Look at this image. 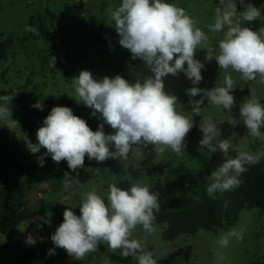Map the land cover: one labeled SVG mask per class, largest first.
<instances>
[{"label": "rangeland", "instance_id": "374dc122", "mask_svg": "<svg viewBox=\"0 0 264 264\" xmlns=\"http://www.w3.org/2000/svg\"><path fill=\"white\" fill-rule=\"evenodd\" d=\"M121 2L122 0H0V92L4 91L7 96L13 97L8 105L11 108V118L0 120V221L29 207L28 187L42 194L39 195V203L29 207L35 214L34 218L21 224L12 234L3 235L0 232V264H105L106 259L99 249L83 260L76 261L64 249L55 248L50 237L63 222V218H59L53 211L42 213L41 200L54 204L61 210L70 207L75 214L80 215V205L87 192L94 188L107 200L109 185H117L121 181H130L131 184L143 181L151 188L156 185V192L160 189L161 195L164 192L162 199H159L161 210L156 214L154 222L156 233L149 235L145 241L146 233L138 226L131 237L140 240L144 250L150 251L153 258H171L170 264H264V215L257 208L242 209L232 226L217 233L200 229L194 234H180L172 241L163 239V227H170L165 222L163 213L180 212L187 204L196 203L200 197L210 198L206 192V178L224 160L235 158V147H242L253 154L264 152V141L248 133L239 112L240 105L251 95L250 90L255 91L260 103L264 105V83H260L259 77L251 81L245 91L247 81L241 79L239 73L229 69L235 80L236 89L231 93L235 97V107L229 113L205 100L201 105V115L193 117L195 126L186 140L194 134L185 153L181 155L168 149L163 156H157L153 147L148 145L135 155L129 153L126 161L109 158L104 162H97L85 156L83 168L90 173V180L79 186L77 178L70 177L73 185L65 189L63 170L68 168L67 161L54 162L50 155H45L44 148L35 154L30 152L29 143H38L37 130L43 126V120L55 106L70 107L73 114L86 120L93 131L103 123L99 113L92 116V109L76 101L78 98L71 81L81 70L90 71L97 80L105 76L114 78L119 74L130 82L142 80L151 74L143 61L132 59L130 51L119 44L120 37L114 22L105 13L106 8L111 6L115 9ZM166 2L184 8L197 21V26L209 35L210 44L218 50V42L223 33H211L206 26L214 23L219 0ZM234 2L238 13L244 11V4L248 3L261 9L260 18L251 23L242 21V26L257 31L264 27V0H244V4H241V0ZM48 10L59 17L63 29L58 27ZM26 26L36 28L39 35L26 31ZM99 34L105 38L103 45L98 41ZM102 47L105 48L104 51L101 50ZM205 55L206 49H198L195 57L205 64L202 69L203 80L198 87L211 89L223 86L224 71L219 69L215 60H205ZM164 85L168 94L177 96L178 103L182 105H178V110L186 114L191 112L190 97L185 90L194 85L185 74H169L164 78ZM191 99L199 100L200 96ZM37 102L43 105V110L33 107ZM3 104L4 101L0 100V105ZM207 117H211L220 128L221 137L217 139L229 132L226 139H231L233 147L227 153H209L206 148H201L199 141L203 134L199 125ZM230 117L239 123L235 126L228 124ZM12 120L17 124H13ZM104 131L106 134L114 133L107 124L104 125ZM260 131L264 133V127ZM110 150L115 151V148ZM41 156H44L43 166L39 162ZM262 161L264 159L259 162ZM181 163L194 170L209 168V173L192 186L188 179L176 172ZM97 168L100 169L99 175L94 172ZM134 168L144 169L136 181L130 175V170ZM218 193L221 192L216 194ZM65 196L69 199L65 200ZM203 214L204 210L201 208L196 211L195 216L197 218ZM184 219L178 213L170 230L175 231ZM45 220L49 223H45ZM38 224L42 227H38ZM240 228L246 229L242 242L233 238L226 248L218 244L222 234ZM28 235L36 240L35 244H26ZM54 248L55 254L49 255V250ZM108 264L117 263L108 261Z\"/></svg>", "mask_w": 264, "mask_h": 264}, {"label": "clouds", "instance_id": "9594fccd", "mask_svg": "<svg viewBox=\"0 0 264 264\" xmlns=\"http://www.w3.org/2000/svg\"><path fill=\"white\" fill-rule=\"evenodd\" d=\"M105 13L114 22L119 44L130 51L132 59L143 61L151 74L130 82L119 74L97 80L90 71L81 70L71 81L78 98L76 101L92 109V116L99 113L103 123L93 131L86 120L73 114L70 107L55 106L37 130L38 143H29L31 153L44 148L45 155H50L56 163L67 161L72 171L84 167L85 156L97 162L109 158L126 161L129 153L135 155L148 145L157 156H163L168 149L181 155L187 147L186 137L195 126L193 117L201 115L205 100L229 113L235 107V97L231 94L236 89L235 80L229 69L239 73L245 81H255L259 77L260 83H264V27L257 31L242 26V21L251 23L262 15L261 9L251 3L244 4V11L238 13L234 0H219L214 23L206 26L211 33H223L218 50L184 8L166 0H122L115 9L106 8ZM25 30L39 35L36 28L26 26ZM198 49H206L205 60H215L224 71L223 86L198 87L205 67L195 58ZM54 61L55 57L52 58ZM180 72L194 85L185 90L191 104V112L187 114L178 110V105H182L177 96L168 94L164 85L166 76H176ZM250 92L240 105V117L248 133L264 141V133L260 131L264 127V105L254 90ZM196 96L200 99H191ZM12 98L0 97L4 101L0 105V120L11 118L8 105ZM33 107L43 110L40 102ZM227 123L235 126L239 122L230 117ZM105 124L114 130L113 134L105 133ZM199 127L203 134L199 144L209 153H227L233 147L231 139H217L221 137L220 128L211 117L201 120ZM112 147L115 151L110 150ZM234 150L235 158L224 160L206 178V192L212 199L217 192L239 187L242 183L239 177L248 170L246 165H255L264 159V152L253 154L239 146ZM43 161L44 156L39 157L40 166ZM94 172L99 175L100 169ZM63 183L65 189L72 187L73 179L68 173H65ZM160 210L158 192L151 191V186L143 181L133 183L128 190L110 184L107 202L93 188L82 200L80 215L70 207L65 208L63 222L50 239L55 248L64 249L76 261L97 251L100 243H106L112 252L119 249L122 256H132L138 264H157L152 253L144 250L142 242L131 237L138 226L146 233L145 241L149 235H154V222ZM45 223L49 221L45 220ZM245 231L244 228L232 229L221 235L218 244L226 248L233 238L242 242ZM25 242L33 245L36 240L28 235ZM55 248L48 254L54 255ZM105 264H108L107 260Z\"/></svg>", "mask_w": 264, "mask_h": 264}, {"label": "trees", "instance_id": "16d2710c", "mask_svg": "<svg viewBox=\"0 0 264 264\" xmlns=\"http://www.w3.org/2000/svg\"><path fill=\"white\" fill-rule=\"evenodd\" d=\"M47 12L57 23L58 27L60 29H63L59 17L49 10ZM98 41L101 45L105 43V38L103 37V35H98ZM104 49L105 48L103 47L101 48L102 51H104ZM250 83L251 81H247L245 91L248 90V86ZM3 96H7V94L6 92L1 91L0 97ZM193 134L189 138H187V146L190 143ZM229 135V132H226L225 136L222 139H226V137H228ZM246 167L248 170L239 177V179L242 181L239 187L233 190L215 194V199L200 197L198 201H196V203L187 204L185 209L180 212H164V220L170 227L175 224L178 213H181V215H183L185 219L181 226H179L175 231L170 230V227H163V239L165 241H172L180 234H194L200 229L212 230L217 233L221 229L232 226L238 220V215L241 210L245 208H257L264 215V161L259 162L255 165H246ZM143 171V168H134L130 170V175L133 180H137L140 178ZM176 172L182 177L188 179L190 184L193 186L197 183V181H199L202 177L209 173V168L194 170L181 163L176 168ZM65 173H68L69 177L77 178V183L79 185L87 182L91 178L90 173L85 168H79L75 171L66 168L63 170L64 176ZM131 185L132 184L129 181H122L117 185V187H120L122 190H128L130 189ZM156 187V185L152 187L151 191L156 192V189H158ZM28 190H30V187H28ZM157 192L158 194H160L159 199H162V195L164 194V192L162 195L160 193V189ZM41 203L43 205L42 213L46 211H53L56 212L59 218H63L64 210L57 208L54 204L45 203L42 200ZM201 208H203L204 214L196 218L195 213ZM34 216L35 214L29 207H24L20 211L0 221V232L4 235H9L20 223L31 219ZM98 249L107 259H110L118 264H138V261L132 256H122L121 250L119 249L115 252H112L107 244L105 245L103 243H100ZM155 260L157 261V264H169L171 262V258H162Z\"/></svg>", "mask_w": 264, "mask_h": 264}, {"label": "water", "instance_id": "95a60500", "mask_svg": "<svg viewBox=\"0 0 264 264\" xmlns=\"http://www.w3.org/2000/svg\"><path fill=\"white\" fill-rule=\"evenodd\" d=\"M27 198H28V206L32 207L34 205H37L39 203V193L38 191L34 189H30L27 193Z\"/></svg>", "mask_w": 264, "mask_h": 264}, {"label": "crops", "instance_id": "0c3cea01", "mask_svg": "<svg viewBox=\"0 0 264 264\" xmlns=\"http://www.w3.org/2000/svg\"><path fill=\"white\" fill-rule=\"evenodd\" d=\"M131 179H132V178H131ZM133 181H136V180H133ZM121 182H122V181H121ZM129 182H130V181H129ZM119 183H120V182H119ZM119 183H118V184H119ZM83 184H84V183H83ZM118 184H117V185H118ZM81 185H82V184H81ZM81 185H79V186H81ZM117 185H116V186H117ZM46 187L48 188L47 184H46ZM48 190H49V189H48ZM49 191H50V190H49ZM39 194L42 195L41 192H39ZM105 202H107V200H105ZM46 212H48V211H46ZM46 212H43V213H46ZM33 218H34V217H33ZM31 219H32V218H31ZM28 220H29V219H28ZM26 221H27V220H26ZM26 221H23L22 223H20V224L14 229L13 232H15V231L19 228V226H20L21 224L25 223ZM13 232H12V233H13ZM12 233H11V234H12ZM1 234H2V233H1ZM3 235H4V234H3ZM103 256H104V255H103ZM104 258H105L106 260H108V261H112V260H110V259H107L105 256H104ZM154 259H155V258H154ZM112 262H114V261H112ZM114 263H116V262H114ZM117 264H118V263H117ZM169 264H170V263H169Z\"/></svg>", "mask_w": 264, "mask_h": 264}, {"label": "built area", "instance_id": "2783aa9c", "mask_svg": "<svg viewBox=\"0 0 264 264\" xmlns=\"http://www.w3.org/2000/svg\"><path fill=\"white\" fill-rule=\"evenodd\" d=\"M40 195V194H39Z\"/></svg>", "mask_w": 264, "mask_h": 264}]
</instances>
